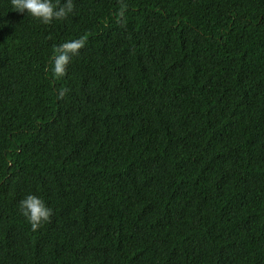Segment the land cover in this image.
Instances as JSON below:
<instances>
[{"label": "trees", "instance_id": "1", "mask_svg": "<svg viewBox=\"0 0 264 264\" xmlns=\"http://www.w3.org/2000/svg\"><path fill=\"white\" fill-rule=\"evenodd\" d=\"M73 5L0 0V264H264V0Z\"/></svg>", "mask_w": 264, "mask_h": 264}, {"label": "clouds", "instance_id": "2", "mask_svg": "<svg viewBox=\"0 0 264 264\" xmlns=\"http://www.w3.org/2000/svg\"><path fill=\"white\" fill-rule=\"evenodd\" d=\"M10 8L18 13L38 20L42 24L59 21L73 12V0H10ZM78 44H62L52 60L51 70L54 75L62 76L69 53L75 54ZM19 212L24 216L31 229L35 231L50 219L52 209L38 196L27 194L18 204Z\"/></svg>", "mask_w": 264, "mask_h": 264}]
</instances>
